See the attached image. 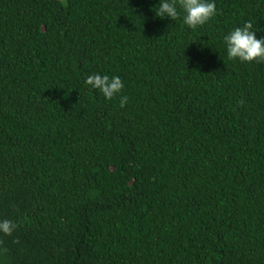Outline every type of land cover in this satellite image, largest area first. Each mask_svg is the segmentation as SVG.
<instances>
[{"label":"trees","instance_id":"obj_1","mask_svg":"<svg viewBox=\"0 0 264 264\" xmlns=\"http://www.w3.org/2000/svg\"><path fill=\"white\" fill-rule=\"evenodd\" d=\"M158 2L0 0V264H264V0Z\"/></svg>","mask_w":264,"mask_h":264},{"label":"clouds","instance_id":"obj_2","mask_svg":"<svg viewBox=\"0 0 264 264\" xmlns=\"http://www.w3.org/2000/svg\"><path fill=\"white\" fill-rule=\"evenodd\" d=\"M154 6L156 17L170 18L172 21L179 17V6L184 12L183 23L192 29L206 24L217 12L215 0H159ZM223 39L230 59H239L240 62L264 59V36L257 38L251 23L246 22L243 26L234 28ZM85 84L91 89L99 90L106 99H112L124 87L119 76L109 77L100 73L89 75ZM125 101L126 98H122L121 104ZM15 228L13 221L0 220V233L10 235Z\"/></svg>","mask_w":264,"mask_h":264}]
</instances>
